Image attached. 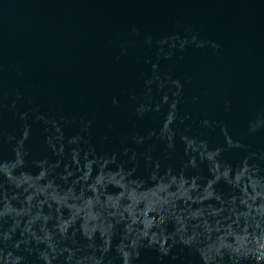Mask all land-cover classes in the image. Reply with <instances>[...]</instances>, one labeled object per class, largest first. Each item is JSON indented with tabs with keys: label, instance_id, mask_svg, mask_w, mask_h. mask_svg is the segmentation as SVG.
I'll return each mask as SVG.
<instances>
[{
	"label": "water",
	"instance_id": "water-1",
	"mask_svg": "<svg viewBox=\"0 0 264 264\" xmlns=\"http://www.w3.org/2000/svg\"><path fill=\"white\" fill-rule=\"evenodd\" d=\"M0 264H264V0H0Z\"/></svg>",
	"mask_w": 264,
	"mask_h": 264
}]
</instances>
